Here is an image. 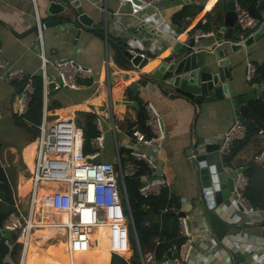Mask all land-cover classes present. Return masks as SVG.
Wrapping results in <instances>:
<instances>
[{
    "label": "crops",
    "instance_id": "obj_1",
    "mask_svg": "<svg viewBox=\"0 0 264 264\" xmlns=\"http://www.w3.org/2000/svg\"><path fill=\"white\" fill-rule=\"evenodd\" d=\"M75 1L0 0V56L12 66L23 69L32 78L39 74L38 54L41 49L50 61L47 65L48 77H55L56 72L51 61L57 58H71L91 68L92 75L83 88L60 89L51 96L48 95V103L54 99L59 104L49 110L52 115L50 118L70 111H74V114L81 111L95 115L96 128L98 130V121L104 136L99 159L101 152H110L103 157V161H114L118 147L126 152L145 153L150 158L153 166L143 161L129 162L134 163L142 186L150 180L160 179L168 183L160 192L169 188L179 197L180 211L185 213V220L190 222V227L186 228L192 238L189 260L184 264H260L264 258V159H255L250 173L247 172V166H240L245 169L238 172L240 167L225 165L224 155L219 152L220 162L229 177L231 194L221 204L210 208L202 200L200 184L193 172L190 155L198 151L201 142H222L225 133L238 118V106L247 101L243 100L235 106L233 98L264 92L263 86L251 84L246 77L248 64L255 67L264 62V37L237 54L228 50L232 64L228 98L211 102H194L180 96L168 98L141 84L137 85L138 93L135 94L129 86L139 75L149 72L161 60H171L173 49L187 44L192 34L204 31L196 25L199 22L204 24L207 14L216 15L219 12L221 26L226 4L233 1L238 15L241 9L237 0H160L154 7L139 14H132L128 5L119 6L117 0H78L81 5L78 7L95 26L69 19L75 16L72 12L66 13L65 9L73 10L71 3ZM188 4L200 6L201 9L187 22L186 19L182 20L181 25L184 28L180 29L172 21V17ZM263 6L264 2L248 11L260 20V8ZM60 18L65 20L52 25L48 23ZM37 20L45 24L41 39L37 35ZM208 23L211 25L212 21ZM235 24L238 26L236 22ZM215 31H205L209 34L194 42L193 50L200 57L211 58V42ZM118 45L130 46L144 54L148 58L147 64L139 71L135 70L129 60L118 55ZM106 62L107 77L101 80L99 74L105 68ZM19 85L8 83L0 77V152L4 153L0 169L11 192L13 189L22 195L24 187L21 184L31 173L36 149L35 138L38 134L34 138L33 129L29 132L22 125L23 121L32 123L17 112ZM122 100L135 102L136 105H121ZM109 102L112 104L113 113L118 117L114 131L110 127ZM148 102L158 110L165 131L159 149L137 143L133 134L128 133L138 130L136 126L130 128V124L137 121L138 109H145ZM260 134L264 137V133ZM106 144H109L108 147ZM5 166L13 169V179L7 175ZM237 184L242 185V197L255 209L252 212L238 205L233 192ZM15 206L19 214L22 213L16 203ZM50 211L51 208H43L42 223H45L47 213L52 215ZM53 217L56 224L54 228L41 227L31 233L26 251H21L23 264H30L35 254H39L31 251L28 255L30 245L51 248L50 251H53L54 248L48 242L59 232L63 235L62 231H58L57 223L64 216L61 218L54 214ZM103 245L105 247L102 248L96 246L101 251L98 259L77 258L76 261L81 263L103 260L104 252H108L105 240ZM61 246L65 248L66 242ZM65 255L68 257V254ZM108 260L110 261L109 255Z\"/></svg>",
    "mask_w": 264,
    "mask_h": 264
},
{
    "label": "built area",
    "instance_id": "obj_2",
    "mask_svg": "<svg viewBox=\"0 0 264 264\" xmlns=\"http://www.w3.org/2000/svg\"><path fill=\"white\" fill-rule=\"evenodd\" d=\"M160 0H117L119 6L128 5L132 14H139L144 9L152 8ZM81 6V5H80ZM236 23L253 33L258 26L264 23V19H257L250 11L240 10ZM37 35L42 38L41 31L45 27L43 22L37 20ZM209 33L198 31L190 36L196 41ZM1 51V48H0ZM144 57V54H141ZM39 75L42 80L43 109L41 119L37 128L39 135L36 139L35 158L30 173V188L26 192L29 195V205L26 215L23 213L13 218L4 229L16 233L18 240L22 243V251L25 252L31 233L41 228L42 210L44 206H50L54 211L64 213L63 219L57 223L58 231H62L66 242V252L87 253L105 240L106 248L110 254L129 261L134 254L138 255L141 264H179L175 259L165 257L156 260L151 252L143 255L138 243L130 210V203L124 183V176L135 172L134 163L121 161L116 152L114 161L100 160V150L103 148V132L97 121L99 135L91 140L92 150L85 151L83 129L75 124L74 111L65 115L49 114L47 110V97L51 90L48 85L55 82L53 89L83 88L85 82L91 77V68L84 66L71 58H57L51 61L55 69V77H48L47 65L50 62L44 50L38 54ZM0 77L8 83H18L22 86L19 95L17 112L25 115L34 92L31 76L18 67L12 66L7 60L0 56ZM255 67L247 65V80L254 76ZM108 73V63L99 74V79L104 80ZM111 124L113 131L116 129L118 117L113 113L112 104L109 102ZM147 118L145 126L149 128L152 136L147 137L140 130L132 132L135 141L143 146L159 149L161 141L165 136L162 119L155 106L148 102L145 108ZM245 126L237 118L225 133L219 152L222 155L230 153L231 146L235 140L245 135ZM259 133H264L262 130ZM32 152V151H31ZM130 156L134 161H143L153 166L150 158L142 152L131 151ZM194 157L193 154L190 155ZM4 153L0 152V161ZM262 161L264 151L255 156ZM53 185H55L53 187ZM168 183L156 179L150 180L140 188L143 198L156 195ZM242 185L234 186V195L237 203L243 209L252 212L255 210L241 195ZM206 193L202 192V200L205 201ZM149 225L148 220L145 221ZM182 234L185 244L181 248L182 261L188 262L192 248V238L186 228L184 217L180 219ZM106 231L103 233V229ZM156 242L157 239H155ZM19 264H23V259ZM260 264H264V258Z\"/></svg>",
    "mask_w": 264,
    "mask_h": 264
},
{
    "label": "trees",
    "instance_id": "obj_3",
    "mask_svg": "<svg viewBox=\"0 0 264 264\" xmlns=\"http://www.w3.org/2000/svg\"><path fill=\"white\" fill-rule=\"evenodd\" d=\"M241 10H250L257 7L264 0H237ZM200 6L194 4L185 5L180 11L173 15L172 21L177 24L180 29L182 20L185 22L200 11ZM212 21L210 25L208 22ZM221 22L219 12L216 15L211 13L206 15V22H199L196 27L204 31H215ZM118 55L122 56V51L117 46ZM120 52V54H119ZM34 92L28 105V111L24 115L32 124L23 121L24 128L31 132L35 138L38 134L37 125L40 123L41 112L43 109V91L42 80L38 74L32 78ZM255 86L264 87V62L255 66L254 76L250 80ZM51 96V95H50ZM54 99L47 102V110L58 107ZM137 121L130 124V128L136 126L138 130L145 133L147 137L152 136L149 128L145 126L147 118L144 107H140L137 112ZM237 117L245 126V135L243 138L235 140L231 146L230 153L223 156V162L230 167L247 166L248 173L252 171L255 164V156L264 151V137L259 133L264 132V98H253L241 103L238 106ZM75 124L80 126L84 132L85 151L92 149L91 140L99 135V131L95 125V115L88 112L77 111L75 113ZM118 154L123 163L134 161L130 156V152L118 147ZM0 182L5 186L0 190V229L5 228L11 220L19 215L15 206L14 198L7 179L3 171L0 169ZM127 195L130 203L131 215L134 222L135 231L138 238L141 253L145 255L148 252L153 254L156 260H162L169 257L184 264L181 259V248L185 244V237L182 234L180 219L177 215L181 209L179 197L169 188L163 189L159 194L143 198L140 194L142 183L138 173L124 179ZM150 222L149 225L145 221ZM157 239L158 242L155 241ZM8 240V243H6ZM170 250V255L167 252ZM22 251V243L18 240L17 234L12 233L11 238H0V264H19ZM108 252H104V258L101 261L91 260L86 262H75V264H109ZM68 264V258L62 254L60 260L56 263L47 254H35L30 264ZM110 264H141L138 255L132 257L128 262L123 258L113 255Z\"/></svg>",
    "mask_w": 264,
    "mask_h": 264
},
{
    "label": "water",
    "instance_id": "obj_4",
    "mask_svg": "<svg viewBox=\"0 0 264 264\" xmlns=\"http://www.w3.org/2000/svg\"><path fill=\"white\" fill-rule=\"evenodd\" d=\"M79 5V1L76 0L71 3L73 10L65 9L66 13L72 12L75 16V18L69 19L71 21L78 20L85 25L90 26L92 24L95 26L96 24H93L87 14L82 12V9L78 7ZM225 9L226 11L222 16V25L213 34L211 58L200 57L193 50L194 42L197 40H190L187 44L176 46L173 49L171 60H161L149 72L139 75V78L129 88L137 94V85L141 84L144 87H151L165 97L180 96L194 102L196 100L211 102L228 98L230 96L228 81L231 80L230 69L232 68L228 50L233 54H237L264 37V23L258 26L253 33H249L245 28L235 24L237 14L234 2L229 1ZM260 14L261 19H264V6L260 8ZM63 20L65 19L60 18L50 20L48 23L52 25ZM118 46L121 48L123 56L130 61L131 67L135 70L139 71L147 64L148 58L143 57L142 53L135 51L130 46ZM54 85L55 82L48 85L51 89L49 91L50 95L60 90L58 88L53 89ZM21 91L22 86H19L17 88L19 95ZM255 97L263 99L264 92L260 94L249 93L233 98V103L238 106L243 100H250ZM120 104L124 106L136 105L135 102L127 100H122ZM128 133L131 134L132 132L129 131ZM220 146L221 143L201 142L198 151L191 158L193 172L198 179L201 192L206 193L205 201L210 208L221 204L231 194L229 177L220 162ZM244 169V167H240L237 171L242 172ZM132 175H125L124 178ZM4 188V184L0 182V190ZM177 215L184 217L185 213L179 211ZM185 221L187 228H189V220ZM11 235L12 233L9 230L0 229V238H11ZM169 255L170 250L167 252V256Z\"/></svg>",
    "mask_w": 264,
    "mask_h": 264
},
{
    "label": "rangeland",
    "instance_id": "obj_5",
    "mask_svg": "<svg viewBox=\"0 0 264 264\" xmlns=\"http://www.w3.org/2000/svg\"><path fill=\"white\" fill-rule=\"evenodd\" d=\"M37 139V138H36ZM107 145V147H108V145L109 144H106ZM106 147V148H107ZM110 152H101V158H100V160H104L103 159V157L104 156H106V155H108ZM112 153V152H111ZM114 153V152H113ZM114 157H116V155L114 154ZM5 170H6V172H7V175L9 176V178L10 179H13V169L12 168H10L9 166H5ZM27 177H29V182H28V184H26L25 186H24V188H23V193L28 189L29 190V188H30V174L27 176ZM16 179H18V178H16ZM17 181V180H16ZM25 182V181H24ZM18 183L20 184L21 183V181H18ZM55 185H53V187H54ZM12 195H13V197H14V202L16 203V205L22 210V213H23V215L25 216L26 215V210H27V208H28V205H29V195L28 196H26L25 194H23V195H20L18 192H15L13 189H12ZM22 204V205H21ZM45 207V209H48V208H51L50 206L48 207V206H44ZM57 216L58 217H60L61 216V218H62V216H64V213H62V212H58L57 213ZM48 244L49 245H52V248H54L53 249V251L51 252L50 250H51V248H43V247H35L34 245H30L29 246V252H28V255L31 253V251L32 252H35V253H39V254H47V255H49L50 256V258L53 260V261H55V260H60V258L62 257V254H67V252H66V247L64 248V247H62L61 245L62 244H65V238H64V236L59 232V233H57L54 237H53V239H50V241L48 242ZM104 244V241H103V243L102 244H100L99 246L102 248V247H105V245H103ZM33 249V250H32ZM134 256H136V254H134ZM133 256V257H134ZM109 258H111L110 257V254H109ZM20 259H21V257H20ZM109 264H110V261H109Z\"/></svg>",
    "mask_w": 264,
    "mask_h": 264
},
{
    "label": "bare ground",
    "instance_id": "obj_6",
    "mask_svg": "<svg viewBox=\"0 0 264 264\" xmlns=\"http://www.w3.org/2000/svg\"><path fill=\"white\" fill-rule=\"evenodd\" d=\"M38 135H39V130H38ZM34 158H35V154H34ZM34 158H33V160H34ZM28 182H29V177H27L25 179V182H23L21 185L24 187L26 184H28ZM27 191H28V189L23 194H25ZM50 212L52 213V215H50L48 213L45 215V217H47V218H46L45 223H43L44 226H42V228H49V227L56 226V224L54 222L55 217H53V215L57 214L58 212L54 211L52 208H51ZM105 230L106 229L104 228L103 231H105ZM100 253H101L100 248L95 247V248L88 250L87 253H72L71 255L68 254V257H67L68 258V264H75L77 258L78 259H98L100 257Z\"/></svg>",
    "mask_w": 264,
    "mask_h": 264
}]
</instances>
